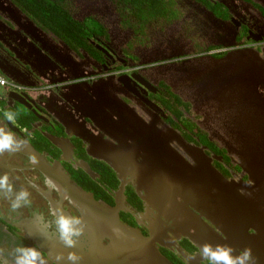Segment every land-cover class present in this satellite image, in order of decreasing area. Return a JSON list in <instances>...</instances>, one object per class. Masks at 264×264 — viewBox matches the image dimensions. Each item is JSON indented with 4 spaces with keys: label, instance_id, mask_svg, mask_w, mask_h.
Returning a JSON list of instances; mask_svg holds the SVG:
<instances>
[{
    "label": "flooded vegetation",
    "instance_id": "af4514ba",
    "mask_svg": "<svg viewBox=\"0 0 264 264\" xmlns=\"http://www.w3.org/2000/svg\"><path fill=\"white\" fill-rule=\"evenodd\" d=\"M117 2L67 0V22L82 23L80 32L66 38L19 1L0 0V70L25 84L14 91H38L36 99L18 102L31 125L20 133L3 127L29 146L5 153L8 172L0 175L9 176L14 191H27L31 203L13 209L12 195L0 193V264H11L20 246L38 248L48 264H56L57 256L66 262L69 252L87 264L85 258L99 254L96 240L122 233L121 223L148 236L158 218L154 244L161 255L172 264H209L188 234L193 227L178 231L183 217L167 218L164 209L171 211V202L158 208L162 194L147 193L149 186L176 192L180 181L207 174L211 178L200 181L204 194L223 200L239 191L253 197L264 186V133L250 140L260 147L245 143L248 133L241 135L223 119L232 104L238 115L260 106L257 91H264V81L255 78L249 62L255 49L235 35L244 30L249 38H264V0L263 6L249 0L233 6L227 0H179L177 10H130L125 4L119 10ZM180 118L206 129L207 138L191 143L190 134L177 133ZM212 121L224 124L225 141L211 137ZM233 152L248 155L244 163L234 161ZM176 197L197 212L188 196ZM61 211L82 219L83 234L73 248L64 247L55 230ZM201 216L216 228L214 214ZM102 219L114 230L102 234ZM185 219L197 221L192 215Z\"/></svg>",
    "mask_w": 264,
    "mask_h": 264
},
{
    "label": "water",
    "instance_id": "95a60500",
    "mask_svg": "<svg viewBox=\"0 0 264 264\" xmlns=\"http://www.w3.org/2000/svg\"><path fill=\"white\" fill-rule=\"evenodd\" d=\"M10 52L12 53V49L8 47ZM17 99L19 101L24 102V98L26 101L31 99L32 97L28 93H17ZM24 97V98H23ZM22 98V99H21ZM16 128L19 129L18 126ZM19 131V130H18ZM248 141H250L248 138H246ZM245 143H254L257 145V147H260V144H257V142H245ZM255 145V146H256ZM262 150V149H261ZM132 152L131 148H125L124 152ZM252 149L249 150L248 153L251 152ZM259 171H262L261 169ZM160 173L154 174L156 176L154 179L159 176ZM197 176H193L191 178L192 181H180L182 185L179 184V186L175 189V191L168 193L170 189H168L166 186L164 188H155L152 189L149 186V191L147 193H155V194H162L161 201L158 203V208L161 204L165 203L166 201H170L172 204L173 209H178L179 206L184 207L185 211L181 214L182 220L179 224V226H182L178 231L185 232L186 229L189 226L193 227V231H188V234L192 237L195 243L198 245H202L204 243H209L212 245L216 244H227L230 245L233 249H236L237 251L243 250L245 248H252L251 254L254 258V264L258 263L257 256L259 254H264V235L258 234L259 232H264V213L261 211L258 212L256 210V200L258 199V195L264 191V186L261 185L260 189L257 191L256 195L252 197H244L241 194H235V195H227L226 199L223 200V196H215L210 197L206 196L204 194V186L201 180L204 179H210L211 176L204 174ZM210 177V178H209ZM264 177V174H263ZM158 182V180L156 181ZM200 182V183H199ZM243 185H249L250 182H242ZM177 195L181 197H189L190 202L192 203V206L197 210V212H194L190 210L184 203H180L177 200ZM220 200H223V202H219ZM178 201V202H177ZM237 204V205H236ZM239 204L241 206H239ZM235 206H239L236 207ZM227 211V214L229 216V223L224 219L223 210ZM164 215L167 218H170L171 215L167 212L168 209H164ZM159 211V210H158ZM214 211L216 213H214ZM160 212V211H159ZM242 213L240 216H237L238 213ZM214 214V218L211 219L212 215ZM188 215H192L194 219L197 221H188L185 218L188 217ZM205 215L209 217L213 224L216 226V228H213L210 225H207L203 223L202 216ZM159 216V213L157 214ZM186 216V217H184ZM175 219L174 217H172ZM159 221H161L158 218ZM117 226H119L120 222L119 219ZM187 221V223H184ZM195 222H199L201 226L195 225ZM159 222H156V229L154 231H151L150 234L143 235L138 233V229L134 227H128L124 224L122 225L124 228V231H127L130 233V235L139 242V249L135 251V249L130 250L129 248L125 251L127 254L130 253L131 258H121V256L112 254L109 252H112L110 250V247H105L103 250V254L99 253L98 256H101L103 258V264H112V259H117L120 262H123L124 264L126 262L132 263V261L135 262V264H143V257L146 256V251H149L153 253L158 261L159 264H172L167 257L164 255H161L158 252V249L156 245L154 244L155 239H159L160 236L159 230L161 227L158 225ZM188 226V227H187ZM249 226L253 229V231H249ZM122 232L121 234H127L126 232ZM145 253V254H144ZM134 258V259H132ZM132 259V260H131ZM85 261L87 264H95V260H89L85 258Z\"/></svg>",
    "mask_w": 264,
    "mask_h": 264
},
{
    "label": "clouds",
    "instance_id": "9594fccd",
    "mask_svg": "<svg viewBox=\"0 0 264 264\" xmlns=\"http://www.w3.org/2000/svg\"><path fill=\"white\" fill-rule=\"evenodd\" d=\"M263 41L264 38H258L251 39L247 42L262 43ZM4 117L11 123L9 124V126L14 125V128H16V126L19 127L24 125H21L20 123L14 121L15 113L13 112L5 111ZM18 130L20 131V129L18 128L15 129V131L19 132ZM215 136L218 137V135ZM24 142L25 141L23 140L18 141L15 138L14 134L8 129L0 127V156L5 154L6 152L17 150L18 148L22 147ZM32 162H36L34 158ZM158 177L159 176H157L155 181L158 180ZM47 183L50 188L55 187V185H53L51 181H47ZM0 193L12 195L13 198L11 207L13 209H19L22 206L31 203V201L29 200V193L27 191H14L13 185L10 182L9 176L7 174L0 175ZM54 224L58 238L63 243L64 247H75L78 238L83 234V227L81 226L82 219L77 216L65 215L61 211L56 214ZM198 247V255L202 260H207L209 264H254V258L252 257L251 249L248 248L237 251L227 244L212 245L209 243H204L202 245H199ZM79 259L80 258L75 253L69 252L66 258V262L64 257L57 256L56 264H79ZM11 264H48V261L44 259L41 251L38 248L30 246H20L14 249V255Z\"/></svg>",
    "mask_w": 264,
    "mask_h": 264
},
{
    "label": "rangeland",
    "instance_id": "374dc122",
    "mask_svg": "<svg viewBox=\"0 0 264 264\" xmlns=\"http://www.w3.org/2000/svg\"><path fill=\"white\" fill-rule=\"evenodd\" d=\"M31 1H33V0H31ZM178 1L179 0H118L117 5L119 6V10H121L120 6L123 5V4H125V7L127 9H130V10H177V8L175 7V4ZM50 3L52 4V6H54V8L56 10H47V6H44V4H42V2L41 3H35V1L32 2L33 6L35 7V10H41L44 13L51 11L52 17L55 16L57 18L62 13L66 14V12H64L65 10H59L60 6H61L60 0H51ZM41 11H39L40 15L42 14ZM67 16L68 15L65 16L64 20H66ZM83 18H84L85 21H90V20H87L85 17H83ZM81 23H82V20H80V19H71L69 24L66 23L65 29L61 30L59 27H57L54 18H52V19L49 20V27H51L52 30L58 32V34H63V36H65L66 38H69L70 33H73V32L78 33V32L81 31L80 30ZM262 43H264V41ZM242 44H245V43H242ZM257 44H259V43L252 42V43H248V44H245V45H249L251 47H254ZM189 105H190V103H189ZM189 111H191V109H189ZM193 112L197 113L195 110ZM212 122H213V124L211 125V127H212V129L215 132L212 134L211 137L212 138L215 137V139H217V136H215V135H222L224 137H227V136H225V134L227 133L225 126H220V123H216L214 121H212ZM178 123H179V125H175V129L177 130V133H182V134H187L188 133V134H190V136H188V138H189L191 143H196L197 140H201V132L198 130L197 126H195L193 123L186 122V121H184L183 118H180ZM204 130L206 132H208L206 129H204ZM260 130L263 131L264 127L261 128ZM32 131L33 130H28V133H30V134H28L29 138H30V136L31 137L33 136V135H31ZM21 136L22 135H19V137H21ZM228 136H229V134H228ZM28 142H29V140H28ZM170 142H172V141H170ZM30 143H31V141H30ZM34 147L39 149V150H41V151H45L46 149H49V146L38 145V144H34ZM232 156H233L234 161H243V163H244V158L247 157L248 155L247 156H239V154H237V152L236 153L233 152ZM222 169L224 170V168H222ZM235 171H236V173H241L242 169L241 168H236ZM238 193L242 194V192H240V191ZM254 196H257V195L255 194ZM258 196L259 197L256 200V204H255L256 210L258 212L261 211L262 213H264V191H262ZM184 211H185V208L179 206L178 209L171 208V211H169L167 213L170 214V215L171 214L179 215V213H182ZM214 213H216V212L214 211ZM241 214L242 213L239 212L237 214V216H240ZM222 216L225 217L224 218L225 220H228V214H227L226 209L223 210V215ZM106 219L109 220V218H107V217H106ZM156 221L157 222H162V221H159L158 219ZM106 222L107 221L102 219L103 227H102V230H100V232H102V234L105 233V232H111L112 230H114L113 226L111 224H106ZM184 223H187V221H185ZM119 233L120 232L116 233V235L110 236L113 239H109L108 241H105V242L101 241L98 238L96 240V243L94 244L97 252L98 253H102L105 247H110V250L112 252H109V253L119 255V256H121V258H126V257L127 258L128 257L131 258L130 253L127 254L125 251L128 248L130 250L135 249V251H136L137 249H139V246H138L139 242L137 240H135L133 237H131V240L127 244V246H128L127 249L125 251H121V250L118 249V246L120 245L121 241L116 237V236L119 235ZM89 259H92V260L94 259L95 260V264H103V258L101 256L96 255V256L90 257ZM132 259H134V258H132ZM263 259H264V257H263ZM263 259L261 260V264H264V260ZM112 264H124V263L118 261L117 259H112ZM130 264H135V262L132 261V263H130ZM143 264H159V263H158L155 255L153 253H151L149 251H146V256L143 257Z\"/></svg>",
    "mask_w": 264,
    "mask_h": 264
},
{
    "label": "crops",
    "instance_id": "0c3cea01",
    "mask_svg": "<svg viewBox=\"0 0 264 264\" xmlns=\"http://www.w3.org/2000/svg\"><path fill=\"white\" fill-rule=\"evenodd\" d=\"M231 6L237 4V1L239 2L240 0H227ZM249 4L257 3L261 4L263 6V0H249ZM262 8V7H261ZM235 37L238 39V41L246 42L251 39H258L257 37H250L246 34L244 30H239L236 33ZM254 53L251 54V58L253 60L249 61L250 63L254 64L253 67V73L255 75V78L258 79L259 81H264V43H259L254 46ZM248 62V61H246ZM29 84H31L30 81H28ZM259 89V88H258ZM257 91V90H256ZM259 91H261L259 89ZM28 94L33 98L36 99L37 95V90H28ZM17 93L21 92H16L11 90L9 87H2L0 86V127H6L7 124H11L8 120L5 119L4 117V112L5 111H10L15 113V119L17 123H20L23 127L21 128V132L24 130L25 126L31 125L30 123V114L24 110V108L18 103L19 100L16 98ZM257 93L259 94L258 102L260 103V106H256L255 108L257 109H248L249 111H253L254 113L252 114H247V113H238L240 112L239 108L237 105H233L231 109H228L224 113V123L227 127H232L234 130H236L238 133L241 135L244 133H248V139L249 140H257L258 137L263 134L264 132L260 130L261 128L264 127V91H261ZM254 100V97L251 98ZM239 111V112H238ZM28 122V124H27ZM14 126V125H10ZM224 126V124L222 125ZM23 129V130H22ZM259 129V130H258ZM20 133V132H19ZM30 134V133H28ZM219 137V136H218ZM15 138L19 141L22 140L18 135H15ZM220 138L223 139L224 141L227 139L226 137L220 135ZM218 139V138H217ZM25 147H28L29 145L23 144ZM22 147L20 148H24ZM4 155V154H3ZM2 155V156H3ZM0 156V170L2 172H8V168H6V165L8 162L3 160L4 158ZM12 166V164H10Z\"/></svg>",
    "mask_w": 264,
    "mask_h": 264
},
{
    "label": "trees",
    "instance_id": "16d2710c",
    "mask_svg": "<svg viewBox=\"0 0 264 264\" xmlns=\"http://www.w3.org/2000/svg\"><path fill=\"white\" fill-rule=\"evenodd\" d=\"M17 1H19L24 7H26L27 8V11L29 13L33 14V16H35L40 22L49 25V20L52 19V18H54L57 27H59L61 30H64L65 29L66 23H68V22H66L67 20H64V18L67 15V13L66 14L65 13L63 14L62 13L63 11H62L61 12L62 14L59 17H57V18L55 16L52 17L51 11L44 13L41 10H35V7L32 4V2H34V1H35V3H41L42 2V4H44V6H47V10H56L54 8V6H52V4L50 3L51 0H33V1H31V0H17ZM60 3H61V6H60V9L59 10H65L64 12H66V10H68L67 9V4H66V0H60ZM39 11L42 12L41 15H40ZM67 18H68V16L66 17V19ZM177 114H180V110L179 109L177 110ZM27 124H28V122H27ZM197 128H198L199 131L202 132L201 133V137L203 139H206L207 138L206 137L207 136L206 135L207 132L203 128H201V127H197Z\"/></svg>",
    "mask_w": 264,
    "mask_h": 264
},
{
    "label": "built area",
    "instance_id": "2783aa9c",
    "mask_svg": "<svg viewBox=\"0 0 264 264\" xmlns=\"http://www.w3.org/2000/svg\"><path fill=\"white\" fill-rule=\"evenodd\" d=\"M0 86L9 87L11 90L21 91L25 88V84L17 82L11 78H8L2 71L0 70Z\"/></svg>",
    "mask_w": 264,
    "mask_h": 264
},
{
    "label": "bare ground",
    "instance_id": "6f19581e",
    "mask_svg": "<svg viewBox=\"0 0 264 264\" xmlns=\"http://www.w3.org/2000/svg\"><path fill=\"white\" fill-rule=\"evenodd\" d=\"M124 232H126L127 234L121 235V233H120L118 236H116L121 241L120 245L118 246V249L121 251H125L127 249V247H128L127 244L131 240V237H132L129 232H127V231H124ZM263 257H264V254H262L261 260L263 259Z\"/></svg>",
    "mask_w": 264,
    "mask_h": 264
}]
</instances>
